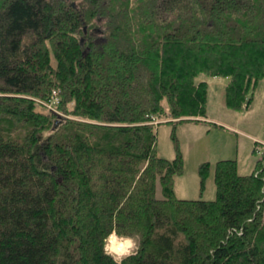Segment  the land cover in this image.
I'll use <instances>...</instances> for the list:
<instances>
[{
	"label": "trees",
	"instance_id": "obj_1",
	"mask_svg": "<svg viewBox=\"0 0 264 264\" xmlns=\"http://www.w3.org/2000/svg\"><path fill=\"white\" fill-rule=\"evenodd\" d=\"M201 74L249 105L264 0H0V264H113V228L138 238L124 264H264V149L219 159L213 199L179 198L182 156L156 152L155 120L208 117Z\"/></svg>",
	"mask_w": 264,
	"mask_h": 264
},
{
	"label": "rangeland",
	"instance_id": "obj_2",
	"mask_svg": "<svg viewBox=\"0 0 264 264\" xmlns=\"http://www.w3.org/2000/svg\"><path fill=\"white\" fill-rule=\"evenodd\" d=\"M104 27L103 21H98L92 30L94 40L103 39ZM197 79L208 82V117L205 121L185 120L177 123L155 120L154 124L160 122L156 125L155 146L160 156L174 158L178 153L182 156V172L174 175L173 184L179 198L201 196L213 199L216 196L215 164L219 159H235L239 173H248L255 169L256 161L262 156L264 80L258 81L249 105L233 110L224 103L223 91L227 78L201 74ZM204 162L209 164V173L201 189L198 169ZM157 196L161 197L159 185Z\"/></svg>",
	"mask_w": 264,
	"mask_h": 264
},
{
	"label": "clouds",
	"instance_id": "obj_3",
	"mask_svg": "<svg viewBox=\"0 0 264 264\" xmlns=\"http://www.w3.org/2000/svg\"><path fill=\"white\" fill-rule=\"evenodd\" d=\"M139 251L138 238L113 228L103 238V253L110 257L113 264H124V261Z\"/></svg>",
	"mask_w": 264,
	"mask_h": 264
},
{
	"label": "water",
	"instance_id": "obj_4",
	"mask_svg": "<svg viewBox=\"0 0 264 264\" xmlns=\"http://www.w3.org/2000/svg\"><path fill=\"white\" fill-rule=\"evenodd\" d=\"M86 28L84 27V30H85ZM86 52V49L84 50V53Z\"/></svg>",
	"mask_w": 264,
	"mask_h": 264
}]
</instances>
